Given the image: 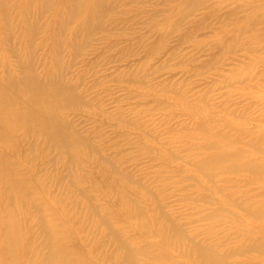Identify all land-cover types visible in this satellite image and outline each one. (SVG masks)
Instances as JSON below:
<instances>
[{"label": "rangeland", "instance_id": "374dc122", "mask_svg": "<svg viewBox=\"0 0 264 264\" xmlns=\"http://www.w3.org/2000/svg\"><path fill=\"white\" fill-rule=\"evenodd\" d=\"M39 1L29 19L24 7L8 21L0 11V77L31 59L70 91L62 116L84 146L70 166L69 154L35 137L32 148L12 130L0 151L28 202L72 235L58 246L64 255L122 264L124 240L147 247L139 264H158L155 254L160 264H201L168 249L160 234L170 225L223 264H264V0H105L89 32L85 6L68 24L57 17L63 0L47 13ZM24 203L22 261L37 222Z\"/></svg>", "mask_w": 264, "mask_h": 264}, {"label": "bare ground", "instance_id": "6f19581e", "mask_svg": "<svg viewBox=\"0 0 264 264\" xmlns=\"http://www.w3.org/2000/svg\"><path fill=\"white\" fill-rule=\"evenodd\" d=\"M32 1L34 2V0H0V11L4 19L8 21L11 13L10 9L24 7L27 13V19H29V10L35 7ZM50 1L51 0L39 1L40 5L37 9L40 12L47 13L50 11L48 7L52 5H49L48 2ZM56 1L54 3H56ZM62 3L64 7L62 10L57 11V17L66 20L68 24H72L73 20L79 15L78 12L85 6L88 10V16L86 19L83 18L85 22L82 27L88 32L100 24L106 10L105 0H63ZM82 12L84 13V10L80 11V13ZM75 30L77 31V29ZM12 52H14V50H12ZM20 63L21 61L19 63L17 61V63L14 64L16 66L18 65L17 73H10L8 70H5L4 77H0V149L3 148L4 145H11L10 142L13 141H11L10 131L14 130L22 132L24 136L30 138L35 137L38 140H42L47 146L50 144V147L57 150L58 154L61 156L69 154V165H77L73 160L71 152L73 150L83 149L84 143L76 137L75 131L69 124L70 122L62 116L65 105L70 102L69 97L71 92L56 85L57 83H51V81L38 75L34 69L35 63L31 62V59L26 60V63H23V61L21 64ZM32 140V148H34L38 141ZM223 158L224 157L221 156V159ZM13 165L14 162L5 158L2 151H0V183L3 181L5 182L6 194L9 195L7 204L0 205V226L2 229L0 234V246L2 247V259L10 264H77L72 258L70 259L68 255H64V250L58 247L68 242L70 239H73L72 235L70 233L66 234V231L58 230L62 228V222H60L61 224L57 223L60 225L58 227L56 223L47 219V209V211H44V207L42 208L37 205L35 201L31 200L30 203L28 202L30 198L23 184L17 180ZM25 201L28 203H24ZM21 203H24L25 206H23L25 208L24 213H27L29 217L37 219L36 223L30 225L33 229L34 238L31 242L25 241V248L29 251L26 254V260L24 259L23 261L22 238L24 227L23 219L21 218L20 212H18V206L20 207ZM137 210L139 211L138 216L144 218V214L139 209ZM56 227L58 229H55ZM180 232L179 229L176 230L175 227L170 225L164 228L160 236L165 245L168 246V249L182 253V255L189 260L197 259L201 264L224 263L222 258L218 257L220 258L218 259L216 255L207 252L208 248L205 251L206 248L204 249V247L202 250H200L201 248L199 249L200 245H198L197 249H193L195 248L193 246L197 244L188 246L189 244L187 241L186 243L183 241L182 236L184 234ZM122 241L117 242L118 253L122 254V264H139L140 257L143 260L149 257L150 252L145 250L147 248L146 246V248H144L142 245L143 249L140 247L139 249L141 250H137ZM34 243L37 244L35 248H33ZM259 248L264 251V245H261ZM153 251L155 250L153 249ZM35 252L38 253L35 254ZM153 256H155V259H152ZM153 256L151 259L154 261L158 260V264H160V260L156 259L157 257L159 258V256L156 257V254ZM175 256L176 255H174V257ZM171 257L170 260L172 261L174 258L173 256ZM162 258H160L161 262ZM179 258L177 257L176 261L177 259L180 261ZM152 260H150V263ZM170 260L168 262L167 259L166 262L170 264ZM172 263L173 261L171 264Z\"/></svg>", "mask_w": 264, "mask_h": 264}]
</instances>
